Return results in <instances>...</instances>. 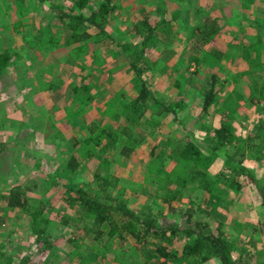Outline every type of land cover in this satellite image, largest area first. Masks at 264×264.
Returning <instances> with one entry per match:
<instances>
[{"label": "rangeland", "instance_id": "rangeland-1", "mask_svg": "<svg viewBox=\"0 0 264 264\" xmlns=\"http://www.w3.org/2000/svg\"><path fill=\"white\" fill-rule=\"evenodd\" d=\"M69 1L52 0L55 3ZM101 1L88 0L87 4L98 7ZM112 1L120 5L111 9L108 17L101 21L110 34L89 21H83L82 29L91 36L86 39V52L77 56L75 50L80 41H70L72 27L69 19L60 20L56 10L48 7L47 1L0 0V52L9 55V64L0 76V247L12 258V264H19L26 255L32 257L31 264H68L69 259L77 264L85 259L86 254L94 256L95 253L98 256L90 259L91 264H117L115 249L121 242L118 237L112 239L109 236H106L107 242H103L93 235L91 222L77 199L79 186L88 191L99 189L101 198L109 201L110 193L116 194L127 185L123 195L133 207H142L146 211L157 201L162 202V197L158 200L154 193L151 162L155 160L157 164L163 149L170 148L169 134L175 142L179 139L184 141L188 135L172 115L160 118L154 135L148 133L129 155H120V137L115 145L106 144L107 138L93 144L91 148L95 153L92 156L83 158L79 152L80 141L88 134L91 118L98 117L102 111L110 114L107 109L115 107L112 99L106 103V94L127 91L134 96L137 93L131 83L135 74L130 58L119 47L118 41L128 39L136 43L141 40L143 34L137 27L138 23L143 20L155 22L162 15V3L166 17L170 18L175 9H180L177 14L190 21L184 25L185 21L177 17L164 22L159 39L166 40V43L159 42L155 48L148 49L150 61L146 64L144 76L156 94L171 100L177 91L186 89L193 109L199 102L194 95L199 87L198 81L214 71L226 84L219 91L218 104L229 93L234 98L235 92L245 97V100H237L239 110L233 124L236 133L253 130L264 117V101L254 104L247 99L250 91L248 81L253 79V75L259 74L260 81L264 83V45L262 52L255 48L249 51L251 57L262 59L261 66L241 81L227 79L229 70L235 71L241 63L247 66L245 47L250 49V41L257 38V41L264 42V0ZM214 15L218 17L215 23L220 25L219 31L201 48L195 46L194 40L203 33L196 30L199 20ZM194 28L195 33L192 32ZM215 48L227 50L223 60L217 64L211 60L210 63L205 62V50ZM96 60L101 64L99 67ZM112 67L115 68L110 70ZM179 79L180 84H184L182 88L178 85L181 90L174 85ZM83 82H93L94 86L90 90L92 99L89 106L81 110L75 86ZM189 107L190 104L187 109ZM102 120L101 123L108 126L106 129L117 128L114 119L105 116ZM219 120L220 114L206 116L209 128L200 131V136L212 134L213 130H210ZM143 125L144 121L140 126ZM72 154L79 158L75 168L67 166ZM163 157L160 164L171 169L174 162L170 163L168 156ZM109 159L115 160L112 164L106 163ZM245 162L257 170V176L264 183V156L260 159L246 158ZM209 170V181L220 188L219 193L227 194L225 198H220L219 193L210 194L198 181H192L189 183L190 191L173 201L178 210L170 211L169 220L178 221L179 209L193 203L198 207L192 221L208 222L212 228L216 226L214 220L218 213H223L226 215L225 230L234 244V255L250 250L253 254L249 264H264V206L258 201L255 185L245 176L238 177L241 181L239 189L231 184L236 175L225 168L221 157L214 160ZM112 174L125 177L120 182L124 186H113V189L107 186L101 190V179ZM126 179L131 181V185ZM17 185L25 186L26 196L43 207L44 217L50 219L47 237L52 246L39 242L32 230V207L7 205L9 192ZM173 185L169 183V186ZM218 199L221 202L216 205L217 212H207V208L215 205ZM71 236L78 238L79 247L70 241ZM156 241V237L148 238L146 246L135 252L130 261L136 264L163 261L161 255H148V248L155 247ZM122 243L124 249H129L135 239L128 235ZM2 260L0 264H5ZM219 263V259L211 257L201 264ZM169 264L185 263L171 257Z\"/></svg>", "mask_w": 264, "mask_h": 264}, {"label": "trees", "instance_id": "trees-1", "mask_svg": "<svg viewBox=\"0 0 264 264\" xmlns=\"http://www.w3.org/2000/svg\"><path fill=\"white\" fill-rule=\"evenodd\" d=\"M42 1H47L48 7L56 10L55 14L60 20L69 19L72 27L69 39L72 42L80 41L75 50L77 56L86 52V39L91 36L86 29H82L83 21H89L100 27L106 34H110L101 21L108 17L111 9L120 5L119 2L116 5L112 0H102L98 7L87 4L88 0H70L68 3H55L52 0ZM160 10L162 15L155 19V22L143 20L144 22L138 23L137 27L142 29L141 34H143L141 40L136 43H132L128 39L118 41L119 47L130 58L129 62L135 74V78L131 80V83L136 88L137 93L134 96L127 91H119L113 95L111 93L106 94V103L112 99L111 101H113L115 107L107 109L110 114L102 111L104 116L100 114L98 117L91 118L93 122L90 121L88 134L80 141L79 152L83 158L92 156L95 153L91 148L92 145L99 144L103 141V138H107L108 142L106 144L111 145L117 144L120 139V155H129L148 133L154 135L155 127L160 118L172 115L177 125L188 131V135L184 141L179 139L178 142H175V138L171 137L172 134H169L168 143L170 145L168 146L170 148L163 149L157 164L155 160L151 162L150 169L154 173L151 175L152 185L155 186L154 193L157 195L156 199L159 200L162 197V204L157 201V204L150 205L147 211L142 207H133L123 195L127 185L124 186L120 182L124 181L125 177H119L115 174L105 176L99 183L101 190L107 188V186L108 188L111 186L112 189L113 186H124V189L116 194H109L111 200L101 198L99 189L88 191L82 186L77 189V199L84 207L91 222L90 228L93 235L103 242H107L106 236L112 239L114 237L119 238L121 248L115 249L114 256L117 264H136L130 261L131 257L142 246H146V241L151 236L158 238V241L155 242V247L148 248V255L149 257H159L161 255L164 260L158 264H169L171 257L173 260L185 264H201L211 257L219 259V264H249L252 259V251L243 250V253L238 256L234 255V244L230 241L224 226L225 214L218 213V216L214 217L216 222L214 228L208 222L192 221L193 214L198 207L197 203L179 209L180 219L178 221L169 220L168 215L170 211L176 212L178 210L173 201L178 199L181 194L190 191L189 183L192 181H198L199 185L209 191L210 194L219 193L220 188L214 182L211 183L209 176H207L209 175L210 166L217 157L223 158L225 168L235 173L236 177L232 178L230 183L237 185L239 189L241 181L238 180V177L245 176L255 185L258 201L264 206L263 180L257 176V170L246 165L245 162L246 158L260 159L264 156V117L257 122L253 130L249 129L248 131L244 130L236 133L233 124L234 120H237L236 112L239 110L237 100H245V97L242 93L234 91V96L237 99L232 97V93H229L223 98L222 103L218 104L219 91L226 84L219 80L218 74L214 71L198 81L199 87L194 91V95L199 102L193 109H191L192 105L187 99L188 91L186 89L182 92L177 91L171 100H165L156 94L150 82L144 76L146 64L150 61L147 56L148 49L155 48L156 43H166V40L159 39L162 31L160 28L164 22L173 21L177 17L185 21V17H180L177 14L180 9H175L170 18L165 15L163 3ZM189 16L191 18V15ZM186 21L189 23L190 19L188 18ZM186 21L184 25L187 24ZM199 21L196 30L198 32L203 31V33L198 40H194V44L201 48L205 42L216 35L220 25L215 23L218 21L217 15L207 16ZM192 32L195 33V28ZM254 39V41H250L249 50L245 47L246 55L244 59L247 60L245 61L247 66H242L241 63L235 71L229 70L228 80L241 81L247 74L252 73L258 66L263 64L259 56L253 58L249 55V51L253 48L258 52H262L261 48L264 42L257 41V38ZM226 51L222 48L205 50L203 58L205 62L211 60L214 64H217L223 60ZM8 64L9 55L0 52V76ZM96 64L98 67L101 65L98 60H96ZM114 68L112 67L110 70ZM251 78L253 79L248 81L250 91L247 99L254 102V104H259L264 101V83L260 81L259 74H255ZM180 83L181 80L179 79L174 85L177 87L181 85ZM183 85L182 83L181 88ZM93 86V82H83L80 86H75L80 97L81 110L89 106L92 99L90 90ZM178 88L180 89L179 86ZM189 104L190 107L187 109ZM213 113L220 114L219 123L214 124L210 130H213L212 134L209 133L206 137H201L200 131L209 128L206 126L205 117ZM105 116L114 119L118 124L117 128L106 129L108 126L101 123ZM143 121L145 125L140 126ZM118 137L120 138L118 139ZM163 155L170 158V163L174 162L171 169H167L162 163L160 164ZM114 160L109 159L106 163L112 164ZM67 161V166L75 168L79 158L77 155L72 154ZM216 176L220 177V175ZM126 182L131 185L130 180L126 179ZM169 183L174 184L173 187L169 186ZM218 195L220 198H225L227 194L219 193ZM213 201L211 200V202ZM220 202L221 200L218 199L215 205L207 208V212H213L214 210L217 212L218 207L216 205H220ZM7 205L12 207L22 206L26 209L32 207V230L36 233L39 242L52 246L47 237V230L51 221L48 217H44L43 207L30 201L26 196L24 185H17L10 190ZM250 222L253 224L252 221ZM128 235L135 239V243L129 249H124L125 246L122 242L127 240ZM151 240L154 243L153 239ZM70 241L76 247H79L77 245L79 240L76 236H71ZM97 256V253L94 256L86 254L85 259L77 264H91L92 260L90 259H95ZM2 258L5 264H12L10 261L12 258L6 255V251L0 247V259ZM31 258L30 255H26L19 264H31ZM71 261L69 259L68 264H76ZM141 264L149 263L143 262Z\"/></svg>", "mask_w": 264, "mask_h": 264}, {"label": "crops", "instance_id": "crops-1", "mask_svg": "<svg viewBox=\"0 0 264 264\" xmlns=\"http://www.w3.org/2000/svg\"><path fill=\"white\" fill-rule=\"evenodd\" d=\"M9 1H11V0H7V2H9Z\"/></svg>", "mask_w": 264, "mask_h": 264}]
</instances>
